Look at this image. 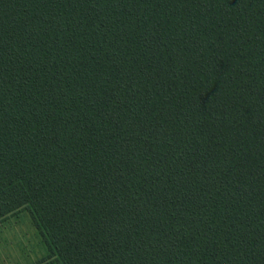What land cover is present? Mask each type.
I'll use <instances>...</instances> for the list:
<instances>
[{
  "label": "trees",
  "instance_id": "16d2710c",
  "mask_svg": "<svg viewBox=\"0 0 264 264\" xmlns=\"http://www.w3.org/2000/svg\"><path fill=\"white\" fill-rule=\"evenodd\" d=\"M59 264H264V0H0V222Z\"/></svg>",
  "mask_w": 264,
  "mask_h": 264
},
{
  "label": "rangeland",
  "instance_id": "374dc122",
  "mask_svg": "<svg viewBox=\"0 0 264 264\" xmlns=\"http://www.w3.org/2000/svg\"><path fill=\"white\" fill-rule=\"evenodd\" d=\"M27 208L0 222V264H59Z\"/></svg>",
  "mask_w": 264,
  "mask_h": 264
}]
</instances>
